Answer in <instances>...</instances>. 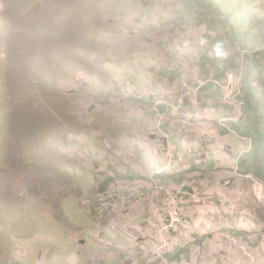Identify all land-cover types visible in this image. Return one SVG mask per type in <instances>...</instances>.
<instances>
[{"label":"crops","instance_id":"0c3cea01","mask_svg":"<svg viewBox=\"0 0 264 264\" xmlns=\"http://www.w3.org/2000/svg\"><path fill=\"white\" fill-rule=\"evenodd\" d=\"M152 2L148 0L145 23L152 24L151 16L158 13L172 15L164 0L160 8ZM178 8L179 24L196 25L200 30L188 60L190 79L201 87L203 109L189 119L166 111L167 120L158 129L154 102L176 96L178 75L170 71L176 40L172 33L159 34L153 25H146L142 41L128 38L130 56L135 57L128 58L135 72L129 78L134 85L130 101L141 106L126 108L134 116L124 127L128 138L118 145L120 149L104 155L99 175L105 179L89 194L117 187L134 195L150 187L153 174L169 190L183 187L186 201L188 222L169 235L172 251L166 257L172 264L204 263L221 256L228 264H248L240 250L243 245L256 264H264V220L239 210L234 215L222 203L233 206L229 200L235 197L253 199L251 187L242 186L248 176L264 184V12L251 9L244 0H178ZM237 48L248 54L242 90L246 116L240 125L222 128L219 121L231 112L212 81L224 79L236 68ZM111 111L103 113L108 116ZM162 202L159 197L131 205L130 222L124 220L122 209L112 214L106 206H93L92 200L91 206H80L85 215L78 221L62 217L63 206L56 205L55 212L64 218L60 228L44 236L10 238L17 245L1 247L0 264H161L151 257L159 244L158 207ZM46 224L55 225L52 219ZM91 241L96 246L94 253L89 251Z\"/></svg>","mask_w":264,"mask_h":264},{"label":"rangeland","instance_id":"374dc122","mask_svg":"<svg viewBox=\"0 0 264 264\" xmlns=\"http://www.w3.org/2000/svg\"><path fill=\"white\" fill-rule=\"evenodd\" d=\"M162 1L152 3L160 8ZM244 1L251 9L264 12V0ZM164 2L172 15L169 11L167 16L158 13L151 16L153 22L148 24L145 23L149 18L146 15L148 0H0V249L11 243L16 246L12 237L51 234V229L60 228L63 216L69 221L80 220L85 215L80 206H91L90 200L96 203L93 206H106L102 197L110 190L129 194L110 187L92 195L98 182L105 179L104 175H99L106 160L104 155L115 152L121 141L128 138L124 127L129 126L134 116L125 111L126 108L141 106L130 101L134 85L129 78L135 72L129 61L135 57L130 56L128 38L142 41L146 25H153L159 34L172 33L176 40L170 70L178 75L176 96L155 102L176 103L181 83L186 80L195 92V100L187 102L188 110L182 115L174 111L170 114L189 119L193 112L202 111L201 87L190 79L188 60L200 30L193 25L190 45L185 52L186 73H182L175 67L176 53L182 47L186 27L192 24H179L178 0ZM234 53L237 58L248 56L245 50L238 48ZM245 59L243 66H236L224 79L212 81L221 93L222 103L231 112L229 117L219 121L222 128L239 125L246 116L247 104L242 92L247 76ZM164 83L168 86L169 79ZM225 83L230 84V94L217 86ZM119 108H122L121 114ZM237 108L242 109L243 117L235 123L233 120L239 114ZM107 109L112 110L111 115L103 113ZM115 110L118 112L113 113ZM155 117L158 116L155 114ZM164 120H167L166 114ZM161 127L157 122V128ZM249 177L254 178L246 177L242 186H250L252 190ZM159 184L162 182L152 174L150 187L138 193L155 200L159 198ZM182 188L178 191L183 201ZM138 193L129 195L132 198ZM252 194V200L249 197L229 200L233 206L222 203L234 215L239 210L264 220V201H258L253 190ZM142 203L131 200L126 205H116L115 212L122 209L124 218L125 212L131 213V205ZM56 205L63 206L62 217L55 212ZM184 205L186 201L180 206L182 224L167 235L171 244L169 235L188 222ZM104 209L115 214L110 207ZM47 219H52L55 225H47ZM87 231L92 235L91 228ZM95 250L91 241L89 251L94 253ZM240 250L248 264H256V258L246 245ZM221 258L223 264H228L225 257ZM221 258L212 257L197 264H210Z\"/></svg>","mask_w":264,"mask_h":264},{"label":"built area","instance_id":"2783aa9c","mask_svg":"<svg viewBox=\"0 0 264 264\" xmlns=\"http://www.w3.org/2000/svg\"><path fill=\"white\" fill-rule=\"evenodd\" d=\"M193 25H188L186 27L185 37L184 41L182 42V47L177 51L176 53V65L175 67L179 69L182 73H186V61H185V52L186 49L189 47L190 39L193 34ZM245 58H237V66H243ZM218 87H220L225 93L230 94V84H217ZM195 100V92L192 90L189 83L184 80L181 83L180 90H179V99L176 103L173 102H162L158 100L155 102L153 106V110L157 117V122L159 126H162L165 122V112L167 110L174 111L176 115H182L185 110H188L187 108V102L188 101ZM239 111L238 116L233 120L235 123L239 122L242 117V109H238ZM244 119V118H243ZM242 119V120H243ZM241 120V121H242ZM241 123V122H240ZM239 123V125H240ZM168 155L170 159L172 160V153L171 151L168 152ZM249 180L252 181V190L254 192V195L258 198V201L263 200L264 201V186L261 182L258 180L249 177ZM109 193L104 195L102 197V203L105 204L107 207L112 208V210L115 212L117 209L116 205H126L131 200L137 203H142L146 200H149L148 198H145L143 194L135 195L131 198V196L125 192H120L119 190H110ZM157 197L163 196L164 202L159 207V215L161 216L162 220V228L158 233V238L160 240L159 247L152 253V257L156 259V261H159L161 264H172L166 257V255L172 251V244L167 238V235L174 231L177 227H179L182 222V214L180 210V206L183 205V201L181 199V191H178L176 193L171 192L166 187H164L162 184H159L157 186ZM150 196V193L147 194ZM124 218L127 221H131L132 215L130 212L124 213ZM223 259L221 258L219 261L213 260L210 264H223ZM174 264H189L186 262H180V263H174Z\"/></svg>","mask_w":264,"mask_h":264}]
</instances>
